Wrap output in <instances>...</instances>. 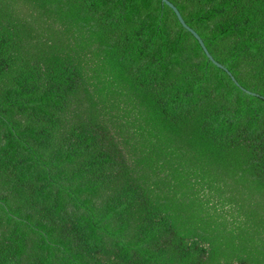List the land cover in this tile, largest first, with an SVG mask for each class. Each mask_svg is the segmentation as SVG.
I'll return each mask as SVG.
<instances>
[{
  "label": "trees",
  "instance_id": "16d2710c",
  "mask_svg": "<svg viewBox=\"0 0 264 264\" xmlns=\"http://www.w3.org/2000/svg\"><path fill=\"white\" fill-rule=\"evenodd\" d=\"M0 0V264H264V0Z\"/></svg>",
  "mask_w": 264,
  "mask_h": 264
},
{
  "label": "water",
  "instance_id": "95a60500",
  "mask_svg": "<svg viewBox=\"0 0 264 264\" xmlns=\"http://www.w3.org/2000/svg\"><path fill=\"white\" fill-rule=\"evenodd\" d=\"M163 2L167 3L169 6H171L175 12L177 13V16L179 18V20L182 22V24L188 28L195 36L196 38L200 41L201 45L203 46L204 50L206 51L207 55L209 56V58L215 63L217 64L218 66L226 69L231 75L232 73L224 66L222 65L220 62H218L213 56L212 54L208 51L203 39L201 38V36L193 29L191 28L184 20L183 16L181 15L179 9L170 1V0H163ZM232 77L234 78V76L232 75ZM235 79V78H234Z\"/></svg>",
  "mask_w": 264,
  "mask_h": 264
}]
</instances>
